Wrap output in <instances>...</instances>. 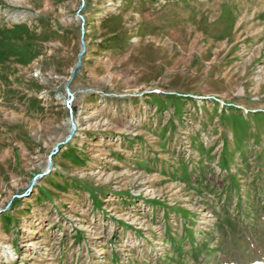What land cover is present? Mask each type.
I'll return each instance as SVG.
<instances>
[{
    "label": "rangeland",
    "instance_id": "374dc122",
    "mask_svg": "<svg viewBox=\"0 0 264 264\" xmlns=\"http://www.w3.org/2000/svg\"><path fill=\"white\" fill-rule=\"evenodd\" d=\"M0 264H264V0H0Z\"/></svg>",
    "mask_w": 264,
    "mask_h": 264
},
{
    "label": "water",
    "instance_id": "95a60500",
    "mask_svg": "<svg viewBox=\"0 0 264 264\" xmlns=\"http://www.w3.org/2000/svg\"><path fill=\"white\" fill-rule=\"evenodd\" d=\"M81 56H82V52H80V53L78 54V56H77L76 64L74 65V67H73V69H72V72H71V75H70L71 78L73 77V75H74L75 72L79 69V67H80V65H81ZM67 91H68V90H67ZM68 95L70 96V98L67 100V103H69V102L71 101V99H72V95H71V93H70L69 91H68ZM74 129H75V127H74V124L72 123V124H71L70 133L66 136L65 140L62 141L61 143H64L65 141H67V140L71 137V135H72ZM61 143H58V144L54 147V150H55V151L58 150L59 144H61ZM49 164H51L50 158H49ZM38 176H39V175H38ZM35 178H36V177H34L33 180L30 182V185L33 183V181H34Z\"/></svg>",
    "mask_w": 264,
    "mask_h": 264
}]
</instances>
